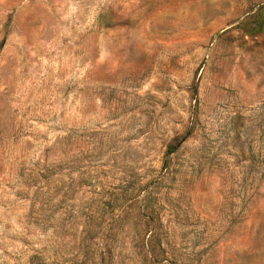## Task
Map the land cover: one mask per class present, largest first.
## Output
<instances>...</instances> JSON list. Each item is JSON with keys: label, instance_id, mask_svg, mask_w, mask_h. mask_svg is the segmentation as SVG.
<instances>
[{"label": "rangeland", "instance_id": "obj_1", "mask_svg": "<svg viewBox=\"0 0 264 264\" xmlns=\"http://www.w3.org/2000/svg\"><path fill=\"white\" fill-rule=\"evenodd\" d=\"M0 264H264V0H0Z\"/></svg>", "mask_w": 264, "mask_h": 264}, {"label": "trees", "instance_id": "obj_2", "mask_svg": "<svg viewBox=\"0 0 264 264\" xmlns=\"http://www.w3.org/2000/svg\"><path fill=\"white\" fill-rule=\"evenodd\" d=\"M178 142H179V141H176V142H174L173 144H171V145L167 148L166 153H171V152H173L174 149L176 148Z\"/></svg>", "mask_w": 264, "mask_h": 264}]
</instances>
